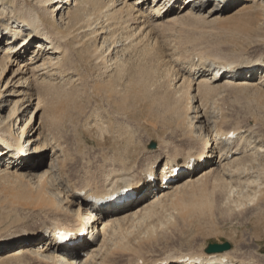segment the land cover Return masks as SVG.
Listing matches in <instances>:
<instances>
[{"label":"bare ground","instance_id":"1","mask_svg":"<svg viewBox=\"0 0 264 264\" xmlns=\"http://www.w3.org/2000/svg\"><path fill=\"white\" fill-rule=\"evenodd\" d=\"M218 1L222 0H212L205 9L211 0H0V174L26 179L27 199L31 201L27 207L33 215L41 216L38 227L0 237V264H109L110 254L117 249L130 250V240L123 239V224L130 218L148 217L166 206L184 214L211 208L216 188L223 190L225 202L237 206L244 196L249 198L246 192L264 188L255 164L257 155H264L262 136L250 133L251 127L245 131L217 125L219 118L209 116V107L203 103L208 91L221 86L262 90L264 56L245 55L230 63L199 60L193 72L191 65L182 69L184 74L173 73L154 56L144 64H131L133 52L150 54L156 40L154 28H160L163 21L191 17L213 22L232 14L255 15L264 8V0H225L217 8L214 3ZM76 31L79 35L89 31L101 39L100 46L106 43L116 48L109 64L101 61V54L96 64L99 52L96 58L92 55L102 79L100 85L111 71L112 87L120 86L117 91L122 90V94L121 87L133 86L148 111L153 110L156 99L162 110L161 105L165 107L173 98L169 106L177 117L173 137L160 136L151 151L137 150L132 130L128 133L123 127L117 130L104 123L112 133L111 154L103 160L102 169L98 164V176L84 169L87 173L79 184L65 176V165L59 160L63 151L49 132L50 126L43 125L40 114L37 116L44 87L57 88L55 81L59 79L70 92L77 88L71 86L75 80L71 74L79 76L74 66L81 59L71 58L70 52L74 56L84 47L79 48L82 43L75 37ZM8 71L11 74L4 82ZM13 96L21 98H7ZM10 104L8 112L1 114ZM32 104L33 110H28ZM35 117L37 124H33ZM149 153L154 154L144 160L142 156ZM93 170L90 173L97 172ZM206 248L156 259L135 254L133 259L137 264H254L234 249ZM185 256L191 261H181Z\"/></svg>","mask_w":264,"mask_h":264},{"label":"rangeland","instance_id":"2","mask_svg":"<svg viewBox=\"0 0 264 264\" xmlns=\"http://www.w3.org/2000/svg\"><path fill=\"white\" fill-rule=\"evenodd\" d=\"M160 1L162 2V0ZM210 3L212 0L205 9L211 5ZM262 9L256 10V16L251 14L249 16L250 12L242 15L239 13L232 14L227 19L213 22H205L191 17L179 18L170 23L163 21L160 28L159 26L154 28L152 35L156 37V40H153L155 44L151 48L150 54L141 56L140 52H133L131 64L149 62L150 57L154 56L164 61L163 65L170 67L172 72L180 71L184 74L182 69H187L191 65L192 67L189 68H192L191 72H193L196 64H199V60L202 63L211 64L212 61L230 63L245 55L262 57L264 56V8ZM79 33V31L74 32L76 35L74 36L80 40L82 47L79 46V48L84 47V51L78 49L74 56V53L70 52L71 58L78 56L81 59L76 63L78 65L74 66L78 68L75 72L79 73L81 79L79 76L71 74L72 79H75L72 80L71 86H77L76 89L74 86L76 94L63 88L64 85L59 84L60 81L57 79L55 81L58 82L57 88L44 87L45 89L40 94L41 109L37 114V116L40 114L43 125L50 126L49 132L63 151L64 156L59 155V160L65 165V176L67 175V179L77 184L83 181V176L87 173V170L84 171V169H88L89 174L98 176L101 171H98V164L101 167L103 160L111 154L112 133H108L109 130L106 129L108 127L105 124L111 125L113 129L120 130L123 127L127 129V132L129 129L130 132L133 131L137 150L143 148L144 151L153 150L156 146L149 148V144L153 141L157 145L158 138L162 135L173 137V131L177 129L176 122H174L177 117L169 106L173 98L165 102V107L161 105L163 111L159 109L156 99L152 105L153 110L148 111L146 105L140 104L142 97L132 88L133 86L121 87L124 94H121V89V92L117 91L120 86L116 87L117 89L112 87L111 75H109L111 71H108L107 78L104 77V83L100 85L102 79L98 77L100 76L97 73L98 69H95L98 67H94V59L98 56L96 54L99 52L97 60L100 59L101 54L103 59L100 60L103 62L106 60L107 63H105L109 64L110 56H113L116 48L113 47V50L112 45L106 43L100 46L101 39H96V36L89 31L85 34L81 32L79 35ZM82 40L85 42L84 46ZM100 47L101 49H99ZM92 55L95 57L94 59ZM108 55L109 57H107ZM10 74L8 71L4 82ZM252 91L221 86L208 91V94L206 93L203 97V103L206 109L209 107L208 111L206 110L209 116L219 118L217 125L221 124L220 126L223 128L233 127L245 131L251 127L250 133L262 136V139L259 138L262 142L264 141V88L259 89V92ZM109 93L110 95H108ZM199 93L200 97L201 91ZM120 97L123 101L128 97L129 99L123 103ZM7 98L17 100L21 96ZM127 105H131V108ZM10 107L11 104L5 105L1 114L5 115ZM33 108L34 104L28 110L32 111ZM155 109L158 113L154 111ZM30 115V112H27V116ZM37 118H34L33 124H37ZM175 144L179 146L178 148L182 146L178 141ZM153 154H144L142 158L145 160L152 157ZM261 156L264 158V155H257L259 161L256 159L255 164L260 171V180L262 178L261 181H264V159ZM260 160L262 165H259L261 164ZM93 168L94 170L98 169L97 172L90 173V169ZM241 184V187L245 186V184ZM28 188L25 178L8 173L0 174V237H6L17 230L39 226L41 216L33 215L27 207L31 202L27 199ZM218 189L220 188L213 191L211 208L193 209L184 214L179 209L172 207H159L155 214L148 215V217L144 215L146 216L144 218L138 219V216L134 221L131 218L124 221L123 239L125 236V241L130 240V250L117 249L115 254H110L109 264H137L133 259L135 254L136 257H143V259H156L176 252L198 251L209 243L224 241L230 244L229 249H234L236 254L245 261L264 264V188L258 190L259 192L257 190L245 191L249 198L244 196L237 206L225 202L223 190L218 191ZM209 190H211L210 184ZM137 220L138 225L136 224ZM140 222L142 223L140 224ZM149 227L153 228L154 232L146 231ZM43 231L41 230L39 233L42 234Z\"/></svg>","mask_w":264,"mask_h":264},{"label":"water","instance_id":"3","mask_svg":"<svg viewBox=\"0 0 264 264\" xmlns=\"http://www.w3.org/2000/svg\"><path fill=\"white\" fill-rule=\"evenodd\" d=\"M155 146H156V143L152 141L148 147L154 148ZM229 247H230V244L227 241L223 243H209L207 245L206 250L207 251H218V250L228 249Z\"/></svg>","mask_w":264,"mask_h":264}]
</instances>
